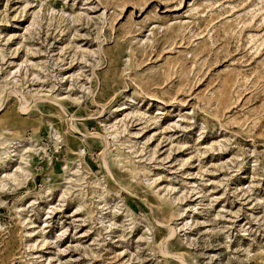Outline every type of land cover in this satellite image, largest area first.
I'll list each match as a JSON object with an SVG mask.
<instances>
[{
    "label": "rangeland",
    "instance_id": "1",
    "mask_svg": "<svg viewBox=\"0 0 264 264\" xmlns=\"http://www.w3.org/2000/svg\"><path fill=\"white\" fill-rule=\"evenodd\" d=\"M3 91L0 264H264V0H0Z\"/></svg>",
    "mask_w": 264,
    "mask_h": 264
},
{
    "label": "bare ground",
    "instance_id": "2",
    "mask_svg": "<svg viewBox=\"0 0 264 264\" xmlns=\"http://www.w3.org/2000/svg\"><path fill=\"white\" fill-rule=\"evenodd\" d=\"M4 92L5 91L0 92V95H4L3 94ZM4 102H5V99L2 98L0 100V110L3 108ZM32 103H33L32 101L28 102V101L24 100L19 105V111L20 112L22 111L23 113L26 112L30 108ZM108 135H112V133H109ZM58 141H59V138L56 136V141H55V145H54L56 150H59ZM4 142L5 141H3L0 138V147H2L4 145ZM34 146L35 145H33V143H29V149L30 148L32 149ZM19 150H20V154H18V155L20 158V161H19L20 163H16V167L13 171L7 172L4 177L0 178V193L6 189H9V188H11V189L15 188L16 189L20 185L28 184V182L32 181V179H33L32 173H30L29 170L27 169V165L29 164L28 157L26 156L27 150L25 148H20L17 146L16 148H14L13 151H14V153L17 154V151H19ZM81 154H82V152H79V155H81ZM62 171L64 173V175L62 176L63 181H62V183H60V186L58 188V192L60 193L59 196L61 198L65 197L69 193V191L71 189L70 188V182L72 181V177H75V180H74L75 182L84 181V178L79 175V168L72 171L71 169H69L68 166H65L62 169ZM53 189H54V187L44 188L43 190H41L39 192L38 195H35V196H37V198H39V197H45L46 198V197L50 196ZM34 200H36V199H34ZM32 203H33V201H32Z\"/></svg>",
    "mask_w": 264,
    "mask_h": 264
}]
</instances>
